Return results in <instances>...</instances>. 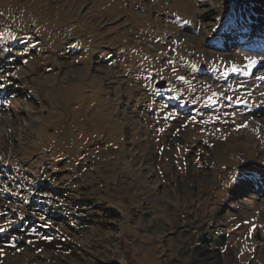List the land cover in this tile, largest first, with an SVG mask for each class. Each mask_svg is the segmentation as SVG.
Wrapping results in <instances>:
<instances>
[{"label":"rangeland","instance_id":"rangeland-1","mask_svg":"<svg viewBox=\"0 0 264 264\" xmlns=\"http://www.w3.org/2000/svg\"><path fill=\"white\" fill-rule=\"evenodd\" d=\"M233 1L0 0V264H264V0Z\"/></svg>","mask_w":264,"mask_h":264},{"label":"snow or ice","instance_id":"snow-or-ice-1","mask_svg":"<svg viewBox=\"0 0 264 264\" xmlns=\"http://www.w3.org/2000/svg\"><path fill=\"white\" fill-rule=\"evenodd\" d=\"M256 64H257V61L250 60L248 67L254 68L256 66ZM233 71H235V69H233ZM261 78L264 79V77H261ZM178 79H183V77H179ZM3 87H4V84L0 83V88H3ZM208 102L209 103L212 102L211 97L208 98ZM252 179H253V177L251 176V174L243 168L239 171V174H237L233 177L235 186H237L241 189L248 187L250 185V182ZM44 218H45L44 216L40 217L41 220H43ZM246 223H248V222L246 221ZM251 228L254 229L255 225H251ZM0 231H4V229L0 228Z\"/></svg>","mask_w":264,"mask_h":264},{"label":"water","instance_id":"water-1","mask_svg":"<svg viewBox=\"0 0 264 264\" xmlns=\"http://www.w3.org/2000/svg\"><path fill=\"white\" fill-rule=\"evenodd\" d=\"M155 85H156L157 87L162 88V87L165 86V81H164V80H160V81H158Z\"/></svg>","mask_w":264,"mask_h":264},{"label":"bare ground","instance_id":"bare-ground-1","mask_svg":"<svg viewBox=\"0 0 264 264\" xmlns=\"http://www.w3.org/2000/svg\"><path fill=\"white\" fill-rule=\"evenodd\" d=\"M261 126H262L261 124H256V125H254V128H256L258 130L261 128Z\"/></svg>","mask_w":264,"mask_h":264},{"label":"flooded vegetation","instance_id":"flooded-vegetation-1","mask_svg":"<svg viewBox=\"0 0 264 264\" xmlns=\"http://www.w3.org/2000/svg\"><path fill=\"white\" fill-rule=\"evenodd\" d=\"M8 241V240H7ZM7 246L9 247V248H11V246L9 245V244H7Z\"/></svg>","mask_w":264,"mask_h":264},{"label":"trees","instance_id":"trees-1","mask_svg":"<svg viewBox=\"0 0 264 264\" xmlns=\"http://www.w3.org/2000/svg\"><path fill=\"white\" fill-rule=\"evenodd\" d=\"M85 199H87V198H85Z\"/></svg>","mask_w":264,"mask_h":264}]
</instances>
